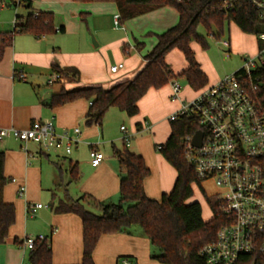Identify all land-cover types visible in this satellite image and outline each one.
<instances>
[{
    "label": "crops",
    "instance_id": "obj_1",
    "mask_svg": "<svg viewBox=\"0 0 264 264\" xmlns=\"http://www.w3.org/2000/svg\"><path fill=\"white\" fill-rule=\"evenodd\" d=\"M6 6L2 4L1 7ZM168 7L171 6H164L127 20L120 19L118 26L114 20L115 15H120L116 0H34L31 8L25 7L26 14H16V19H22L21 23L30 13L50 12L55 29L61 31L41 36L15 34L12 46L6 49L0 61V126L26 129L34 121L54 118L60 131L67 129L72 134L75 128H79L81 133L70 154L58 151L54 158L33 142L24 144L11 137L0 141V151L6 155L5 175L10 178L4 190V198L6 202L16 206V223L10 229L8 243L5 247L0 245V249L5 250L0 264H19L27 259L28 251L20 247V241L26 236L40 234L50 240L54 264L81 262L82 220L73 213H57L55 208L63 202L73 203L80 193L92 195L102 202L118 201V161L110 155L107 156L101 146L109 143L115 145L123 136L121 127L128 129L125 124H120L119 128L117 125L126 118L125 115H129L117 108H111L104 116L101 126L87 127L84 122L90 101L78 99L57 108H51L48 104L51 96L62 90L88 86L111 88L133 79L147 64L145 55L149 51L144 54L145 49L149 46V49H153L158 41L157 35L179 21L178 11L173 7L165 9ZM165 10H169L166 11L169 17L165 12L162 20H156L157 12ZM138 24L143 25L142 30L138 28ZM146 24L152 27L144 26ZM3 31L5 30H0ZM148 34L152 37L149 43L144 42ZM118 64H123V67L117 72H112L111 67ZM200 65L209 78L208 72L201 63ZM54 67L62 71L71 69V76H68L65 83L52 85L51 91L44 94L42 79L49 78L56 71ZM20 72L26 73V81L17 77ZM212 80L215 84L220 79L212 76ZM187 84L189 88L185 90L182 87L180 99L173 100L174 103L163 118H151L153 125L149 123L152 116L149 117L150 114L143 107H139L138 115L129 116L128 131H131L132 137L136 133L143 135L146 131H156L167 121L171 123L170 116L180 109L183 101L191 100L199 91L211 86L210 78L209 83L199 90H194L188 82ZM151 89L139 104L146 96L148 98L153 95ZM191 95L193 97L188 99ZM113 120H116V129L120 134L112 131ZM170 134L171 127L165 131L163 143L160 145L168 140ZM154 141L155 137L153 140L150 136H141L135 140L134 147L137 153L144 157L151 170V175L144 182L146 193L149 197L160 200L164 193L173 190L177 172L157 151L156 147L160 145L157 146ZM81 147L88 153L86 156L80 153ZM92 147L103 152L105 156L97 167L91 165L89 153ZM74 167L79 175L77 180H72ZM65 173L67 184L75 181V198L67 189L66 200L59 197L57 202H54L53 198L49 207L39 209L34 215L30 214L28 205L42 203L40 199L43 195L40 190L44 183H63ZM22 187L25 189L24 196L19 194ZM46 209L49 210L48 213L44 211ZM44 229L47 231L34 234L35 231ZM149 244L148 238H142L134 226L127 233L103 235L94 251V261L96 264H117L120 257L131 256L140 264L139 259L146 255Z\"/></svg>",
    "mask_w": 264,
    "mask_h": 264
},
{
    "label": "trees",
    "instance_id": "obj_2",
    "mask_svg": "<svg viewBox=\"0 0 264 264\" xmlns=\"http://www.w3.org/2000/svg\"><path fill=\"white\" fill-rule=\"evenodd\" d=\"M229 0H116L120 19L127 20L152 10L172 6L179 14L174 26L157 35L158 41L145 55L147 64L131 80L121 82L111 88L103 86L77 87L53 94L48 104L57 108L78 99L91 102L85 117L87 127L101 126L106 113L117 108L129 116L139 114V102L151 88H161L170 82L185 78L194 90L209 83L207 74L197 61L191 42L197 41L204 49L208 43L198 28L203 27L208 34L219 37L224 32L226 22L234 21L247 33L257 34L258 16L250 0H235L233 9H225ZM34 0H22L21 4L31 8ZM22 21L20 17H17ZM216 31H215V29ZM262 29V27H261ZM61 31L55 29L50 12L30 13L24 22H19L10 31L0 32V61L6 49L12 46L16 33L41 36ZM140 47V44H138ZM183 52L189 66L176 74L166 62V55L173 49ZM57 72L71 76V69ZM241 70L237 71L240 73ZM250 94L264 107V65L243 78ZM140 125V124H139ZM200 128L197 120L184 117L171 122V134L160 145L158 151L177 171L174 188L164 193L160 200L148 196L144 182L151 170L144 157L124 142L122 149L113 146L119 161L120 198L117 203L102 202L89 194H84L71 204L60 203L57 213H73L80 217L83 226L82 260L78 264H96L94 251L103 235L127 233L136 225L141 226L150 245L158 254L152 258L162 264H207L201 255L203 247L216 239L217 232L224 224L219 213L222 202L211 199L214 212L211 220L203 219V209L199 202H188L194 194V185L202 187L193 166L188 162L183 138ZM6 155L0 151V243H5L10 229L16 223V206L5 201L4 190L10 182L5 175ZM79 178L77 169H72V180ZM19 244V240L16 239ZM32 264H54L50 240H37L28 252ZM264 264V257L258 253L240 257L237 264Z\"/></svg>",
    "mask_w": 264,
    "mask_h": 264
},
{
    "label": "built area",
    "instance_id": "obj_3",
    "mask_svg": "<svg viewBox=\"0 0 264 264\" xmlns=\"http://www.w3.org/2000/svg\"><path fill=\"white\" fill-rule=\"evenodd\" d=\"M21 1L14 0V4L21 5ZM250 1L262 26L257 33L261 41L258 54L244 59L240 73L226 75L199 91L191 100L183 101L180 109L169 118L170 121L184 117L197 120L200 128L183 138L186 158L202 185L212 183L219 190L211 199L223 204L219 213L224 224L218 230L216 239L201 250L207 264H237L240 257L255 253L264 257V107L250 94L243 79L264 65V0ZM234 7L235 0L225 4V9ZM114 20L118 26L120 15H115ZM19 22L15 20L16 25ZM224 44L229 46L228 41H224ZM122 67L123 64L115 65L111 71L117 72ZM17 77L27 80L24 72L18 73ZM66 81L67 75L54 71L47 84L52 86ZM171 85L172 100L180 99L182 85L178 80L171 82ZM121 129L124 142L130 145L132 134L125 126ZM197 131L202 132L200 146L194 143ZM73 133L67 129L60 131L54 118H51L34 121L26 129L0 126V141L11 137L24 144L36 143L43 150L70 154L81 131L75 128ZM89 155L93 167L99 166L105 158L104 153L94 147ZM19 194L24 196V187L19 190ZM44 207L49 206L30 204L28 212L34 215ZM37 240L44 241L47 237L42 234L26 236L20 241V247L29 252ZM19 264L32 263L25 259ZM117 264L138 262L131 256H122Z\"/></svg>",
    "mask_w": 264,
    "mask_h": 264
},
{
    "label": "rangeland",
    "instance_id": "obj_4",
    "mask_svg": "<svg viewBox=\"0 0 264 264\" xmlns=\"http://www.w3.org/2000/svg\"><path fill=\"white\" fill-rule=\"evenodd\" d=\"M14 0H0V30H11L14 26V22L16 19V14H26L27 9L23 5L16 6L13 2ZM2 4L7 5L5 8H2ZM11 4V5H9ZM172 7V6H171ZM171 7L165 8V9H171ZM174 8V7H173ZM169 10H165L164 12H157V16H155L156 20H162L164 13ZM166 16L169 17L168 12H166ZM152 22H150L151 24ZM138 28H141L142 26L140 24L137 25ZM144 26H150V25H144ZM152 26H150L151 28ZM261 24H258V30H261ZM155 28V27H154ZM139 30V29H138ZM198 31L200 34L204 35L205 40L208 43V48L204 49L201 44H199L197 41L193 40L191 42V48L196 52V56L198 58V61L202 64V67L208 72L209 78H210V84H214L212 80V76H217L219 79L224 78L226 75L232 74L240 70L244 65V59L246 57H255L258 54L259 48L261 47V41L258 38L257 34L253 33H247L242 31L238 25L234 21L226 22L225 29L222 34H220L219 37L214 36L213 34H208L207 31L203 27H199ZM152 39L151 35H146L144 38V42L149 43ZM93 40V39H92ZM94 41V40H93ZM224 41L230 42V47L226 46L224 44ZM150 47V46H149ZM147 47L144 51V54L151 49ZM166 62L169 65V67L173 70L174 73L178 74L181 71H183L185 68L189 66V63L187 59L185 58L183 52L179 49H173L166 55ZM48 77H45L42 79V91H44V94L46 92L51 91L52 87L47 85V79ZM179 83L182 85V87L186 90L189 88L187 82L185 79L179 78ZM151 92L153 95L147 98H144L141 103L139 104V107H143L146 112H148L149 117V123L153 125V119L151 118H163L166 113L169 111L172 103L174 101L172 100V86L171 82L165 85L161 88H153L151 89ZM193 96L191 95V99ZM178 103V102H177ZM126 118L123 119L122 122L117 125V128L120 127V124H125L128 129L130 126L129 123V116H126ZM164 121V120H163ZM162 121V122H163ZM161 122V121H160ZM171 127V123L167 121L166 123H163L160 125L159 129L156 131H146L143 135H140L136 133L130 143V148L132 150H137L134 147L135 140L141 136H150V139L155 141L154 144L157 146L163 143V138L165 135V131L169 130ZM111 129L113 132H119L120 131L116 129V120H113V124L111 126ZM131 133V131H130ZM132 134V133H131ZM138 134V135H137ZM122 136V135H121ZM157 140V141H156ZM115 145L117 148L122 149L124 146V140L121 137L115 142ZM111 143L105 144L104 146H101V150L108 156H112L117 161V157L114 155V150ZM48 153H50L51 157H56V153L53 150H46ZM80 153L83 155H87L86 150L81 147ZM84 151V152H82ZM158 151V148H157ZM62 154V153H61ZM119 166V161H118ZM175 169V168H174ZM65 170V169H64ZM177 172V171H176ZM63 177L65 178L62 182L55 184V183H49L48 181L44 183L43 188H41L40 192L42 193V198L40 199V202H42L44 205H49L53 198L54 202H57L58 198H62L66 200V190L68 189L69 192L74 196L75 198V181L68 183V180L66 181V173L63 174ZM219 190L211 183H204L202 187L198 185H194V194L193 196L188 200V202H199L202 205L203 209V219L207 222L212 219L214 216V212L211 206V196H213L215 193H217ZM86 193H80L79 196L76 198H80L82 195ZM53 195V196H52ZM119 201V199H118ZM118 201H114L113 203H117ZM48 213L49 210H44ZM43 211V213H44ZM134 229H137L141 233L142 238H146L144 234L143 229L141 226L136 225L134 226ZM46 229L35 231V235H37L39 232H45ZM5 243H0V245L5 247ZM5 250L4 248L0 249V262H2L3 256H4ZM158 254V250H154L152 246L149 244L148 251L146 255L140 257L139 261L140 264H162L158 260L152 258V255ZM58 262V259H56Z\"/></svg>",
    "mask_w": 264,
    "mask_h": 264
},
{
    "label": "water",
    "instance_id": "obj_5",
    "mask_svg": "<svg viewBox=\"0 0 264 264\" xmlns=\"http://www.w3.org/2000/svg\"><path fill=\"white\" fill-rule=\"evenodd\" d=\"M214 29H215V27H214ZM215 31H216V29H215ZM47 96H49V95H47ZM201 142H202V132L197 131V133L195 134V137H194V143L196 145L200 146ZM253 264H255V263H253Z\"/></svg>",
    "mask_w": 264,
    "mask_h": 264
}]
</instances>
